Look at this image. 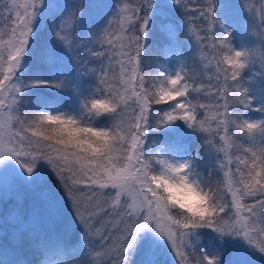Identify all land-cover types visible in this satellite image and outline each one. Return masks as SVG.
Masks as SVG:
<instances>
[{"label":"snow or ice","instance_id":"snow-or-ice-1","mask_svg":"<svg viewBox=\"0 0 264 264\" xmlns=\"http://www.w3.org/2000/svg\"><path fill=\"white\" fill-rule=\"evenodd\" d=\"M0 203V264H264V0H0Z\"/></svg>","mask_w":264,"mask_h":264},{"label":"trees","instance_id":"trees-1","mask_svg":"<svg viewBox=\"0 0 264 264\" xmlns=\"http://www.w3.org/2000/svg\"><path fill=\"white\" fill-rule=\"evenodd\" d=\"M169 41L171 43H174V46L176 47V55L178 59V53L183 52L185 56L188 55V51L186 48H180L179 45L175 42V40L170 36L167 29H161L160 25L157 24L151 32V35L149 37V48L145 55V67L151 68L155 65H158L160 57V49L159 44L161 42ZM182 43V41H181ZM156 45V47L154 46ZM189 143L191 145V151L196 152L197 150L200 151L201 156L203 155V149L200 147L201 141L197 138H189ZM200 171L204 173V168H200ZM205 243V241H203ZM40 256L38 253L30 254L25 258V260L28 262V264H39Z\"/></svg>","mask_w":264,"mask_h":264},{"label":"rangeland","instance_id":"rangeland-1","mask_svg":"<svg viewBox=\"0 0 264 264\" xmlns=\"http://www.w3.org/2000/svg\"><path fill=\"white\" fill-rule=\"evenodd\" d=\"M235 2V0H233ZM258 3L259 0H256ZM43 39H47V35L45 34ZM156 47V45H154ZM159 49L160 51V57L161 59L159 60L158 64L161 63H174L177 61V55H176V47L174 46V43H171L169 41L161 42L159 44ZM39 54V48H37V55ZM38 62V61H37ZM204 168V175L207 176V168L204 167L203 161H201L200 168ZM215 178V177H214ZM4 209V204L0 203V211H3ZM21 212H23V207H21ZM205 241V245L207 244V241ZM38 253L35 248H29L25 253H24V259L29 256L30 254ZM41 259V258H40ZM134 259L139 260L140 257H135ZM160 260L162 264H173V258L171 256H160Z\"/></svg>","mask_w":264,"mask_h":264}]
</instances>
